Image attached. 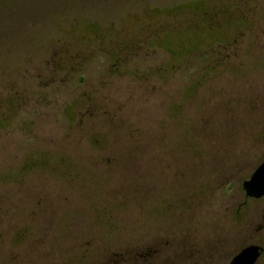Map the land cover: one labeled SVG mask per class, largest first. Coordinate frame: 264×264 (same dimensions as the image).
Segmentation results:
<instances>
[{"label":"rangeland","instance_id":"1","mask_svg":"<svg viewBox=\"0 0 264 264\" xmlns=\"http://www.w3.org/2000/svg\"><path fill=\"white\" fill-rule=\"evenodd\" d=\"M263 160L264 0H0V264H228Z\"/></svg>","mask_w":264,"mask_h":264},{"label":"water","instance_id":"2","mask_svg":"<svg viewBox=\"0 0 264 264\" xmlns=\"http://www.w3.org/2000/svg\"><path fill=\"white\" fill-rule=\"evenodd\" d=\"M243 188L247 196L258 198L264 195V161L255 169L250 178L243 182ZM259 253V246L249 245L233 258L231 264H254Z\"/></svg>","mask_w":264,"mask_h":264},{"label":"flooded vegetation","instance_id":"3","mask_svg":"<svg viewBox=\"0 0 264 264\" xmlns=\"http://www.w3.org/2000/svg\"><path fill=\"white\" fill-rule=\"evenodd\" d=\"M263 161H264V160H263ZM263 161H262V162H263ZM262 162H261V163H262ZM261 163H260V164H261ZM260 164H259V165H260ZM259 165H258V166H259ZM258 166H257V167H258ZM254 171H255V170H254ZM251 175H252V174H251ZM249 178H250V177H249ZM245 194H246V193H245ZM246 196H247V195H246ZM247 197L250 198V199L258 200V201H264V195H262L261 197H258V198L250 197V196H247ZM263 204H264V203H263ZM249 245H257V246H259V249H260V253H259V255H258V257H257V259H256V261H255L254 264H264V240L261 241V242H258V243L255 242V243L247 244V245H245L243 248H245V247H247V246H249ZM243 248H242V249H243ZM242 249H241V250H242ZM241 250H240V251H241ZM240 251H239V252H240ZM239 252H238V253H239ZM238 253H237V254H238ZM237 254H235L234 256L231 257V259H230V261H229L228 264H231L233 258H234Z\"/></svg>","mask_w":264,"mask_h":264}]
</instances>
